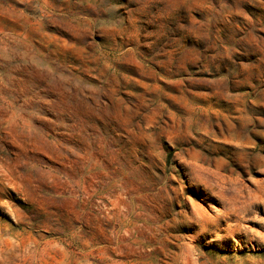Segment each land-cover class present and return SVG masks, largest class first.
<instances>
[{"label":"rangeland","instance_id":"obj_1","mask_svg":"<svg viewBox=\"0 0 264 264\" xmlns=\"http://www.w3.org/2000/svg\"><path fill=\"white\" fill-rule=\"evenodd\" d=\"M176 15L103 44L88 0H0V264H264V0Z\"/></svg>","mask_w":264,"mask_h":264},{"label":"clouds","instance_id":"obj_2","mask_svg":"<svg viewBox=\"0 0 264 264\" xmlns=\"http://www.w3.org/2000/svg\"><path fill=\"white\" fill-rule=\"evenodd\" d=\"M78 2L80 0H73V3ZM88 4L95 13L107 16V19H98L94 25L95 36L100 38L99 43H114L118 38H120L119 42L123 43L125 35H128L129 39L138 41L141 29L148 35L156 36L157 39L163 37L169 43H174L173 37L179 38L183 34V26L179 23L176 15V8L183 5V0H127V4L122 0H88ZM97 59L104 64L106 71L114 72L110 65L104 63L103 56L97 57ZM36 90L48 97L47 101L40 104L42 110L49 112L50 115L55 111L57 118L66 119L70 123L80 119L74 110L63 112L61 115V110L57 107L59 98L45 90L44 85L37 83ZM96 124L99 126L97 127ZM87 126L90 131L87 141L90 149L103 155L109 146L120 141L119 146L127 151L126 141L121 140L122 134L118 133L114 126L99 122H92ZM5 130H7V125H5ZM176 135L178 136L179 133L177 132ZM0 139L6 140L7 137ZM180 151L185 150L181 147L174 158H178ZM185 154L187 153L185 152ZM185 175L189 178L191 185L193 181L189 174L186 172ZM169 178L175 179V177ZM163 193L165 197L171 199L168 196L167 188H163Z\"/></svg>","mask_w":264,"mask_h":264}]
</instances>
